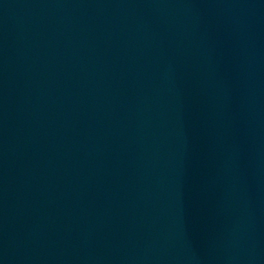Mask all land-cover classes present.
<instances>
[{"label":"water","instance_id":"obj_1","mask_svg":"<svg viewBox=\"0 0 264 264\" xmlns=\"http://www.w3.org/2000/svg\"><path fill=\"white\" fill-rule=\"evenodd\" d=\"M264 49V0H0V264H149Z\"/></svg>","mask_w":264,"mask_h":264}]
</instances>
